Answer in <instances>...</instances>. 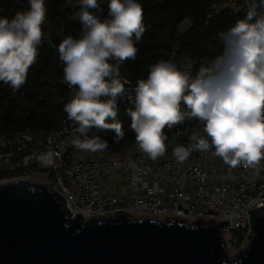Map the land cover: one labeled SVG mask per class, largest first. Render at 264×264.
I'll return each instance as SVG.
<instances>
[{"label": "clouds", "instance_id": "9594fccd", "mask_svg": "<svg viewBox=\"0 0 264 264\" xmlns=\"http://www.w3.org/2000/svg\"><path fill=\"white\" fill-rule=\"evenodd\" d=\"M247 11L226 31L218 33L224 49L195 75L178 67L172 58L150 66L146 79L135 87L134 108L126 109L138 149L157 160L167 151L171 130L186 119L203 127L185 129L188 143H178L172 154L178 164L193 151L222 159L230 168L258 171L264 160V0H246ZM29 8L11 18L0 16V82L19 90L36 63L46 21L45 0H28ZM72 19L81 35H67L57 47L63 65V83L73 91L64 104L67 119L77 125L72 145L81 151L98 152L108 143L97 131L115 132L124 138L118 117L127 80L119 78L120 65L135 60L137 42L146 31L139 0H110L107 17L98 0H79ZM110 61H115V64Z\"/></svg>", "mask_w": 264, "mask_h": 264}, {"label": "built area", "instance_id": "2783aa9c", "mask_svg": "<svg viewBox=\"0 0 264 264\" xmlns=\"http://www.w3.org/2000/svg\"><path fill=\"white\" fill-rule=\"evenodd\" d=\"M65 5L80 7L79 0H65ZM224 9L236 14L240 8L236 0H212L205 22L215 19ZM179 27L186 29L181 24ZM179 67L190 68L192 75L197 72L190 57L184 58ZM119 78L129 83L117 104L121 100L129 107L134 104L135 88L127 77ZM61 82L68 92L67 103L74 90L63 83V78ZM76 126L64 112L55 129L23 127L11 134L0 132V173H8L1 180L31 178L39 174L37 170L47 169L53 177L51 182L71 209L70 218L78 213L83 221L113 218L118 212L186 224L227 221L222 229L227 252L244 240L249 227L248 211L264 206V160L258 171L230 168L212 155V149L208 153L193 151L184 163L178 164L172 149L178 143H187L172 132L165 155L155 161L136 144L122 152L110 148L86 152L71 143ZM118 176L126 180L124 194L114 189Z\"/></svg>", "mask_w": 264, "mask_h": 264}, {"label": "water", "instance_id": "95a60500", "mask_svg": "<svg viewBox=\"0 0 264 264\" xmlns=\"http://www.w3.org/2000/svg\"><path fill=\"white\" fill-rule=\"evenodd\" d=\"M53 182L0 180V264H264V206L248 211V246L232 262L219 223L125 213L83 221Z\"/></svg>", "mask_w": 264, "mask_h": 264}, {"label": "trees", "instance_id": "16d2710c", "mask_svg": "<svg viewBox=\"0 0 264 264\" xmlns=\"http://www.w3.org/2000/svg\"><path fill=\"white\" fill-rule=\"evenodd\" d=\"M211 1L139 0L143 7L146 31L137 42L136 59L124 61L119 68L120 75L127 77L135 88L139 79L147 78L151 65L161 59L172 58L173 53L178 67L184 58L190 57L194 61V70L197 71L201 65H207L212 58L223 52L224 45L219 40L218 33L226 31L237 19L244 18L247 3L246 0H236L240 8L238 13L224 9L219 16L206 23L205 15ZM109 2L110 0H98L103 10L101 19L107 17ZM45 7V38L39 48L36 63L29 69L26 83L19 90H13L10 85L0 82V132L5 134L23 127L55 129L64 113L63 106L68 92L61 82L63 65L59 61L57 47L65 36L78 38L81 35L80 23L72 19L73 13L79 9L66 6L65 0H45ZM28 8V0H0V16L11 18ZM184 20L189 25L181 30L179 26ZM110 62L115 64V61ZM117 107V119L122 123L124 138L116 143L115 132L95 129L89 135H99L108 143V148L121 152L135 143V134L130 129L131 120L126 115L127 108L121 100ZM18 110H22L23 114ZM202 127L199 121L193 119L184 121L171 130L165 129V134L170 137L172 132L178 140L188 143L185 129L190 132ZM7 176L8 173H0V179Z\"/></svg>", "mask_w": 264, "mask_h": 264}, {"label": "rangeland", "instance_id": "374dc122", "mask_svg": "<svg viewBox=\"0 0 264 264\" xmlns=\"http://www.w3.org/2000/svg\"><path fill=\"white\" fill-rule=\"evenodd\" d=\"M188 25L189 24H188V21L187 20H184L181 23V27H183V28L184 27L187 28ZM129 108H132V106H130ZM21 111L22 110H18L19 113H22L23 114V112H21ZM24 112H26V110H24ZM36 173H39V174L32 175L33 178H30V179L40 180V181H45V182L52 181V179H53L52 174H50L47 169L37 170ZM129 218H132V219H140L139 217H136V216H133V215H130ZM248 231H249V227L247 226V228H246V235H247V232ZM246 235H245L244 240H242V242L237 247H235V248H231L230 247L229 248V250L227 252V255H226V259L229 262H232V261L236 260L238 258V254H243V252L247 248V246H248V240H247V236Z\"/></svg>", "mask_w": 264, "mask_h": 264}, {"label": "crops", "instance_id": "0c3cea01", "mask_svg": "<svg viewBox=\"0 0 264 264\" xmlns=\"http://www.w3.org/2000/svg\"><path fill=\"white\" fill-rule=\"evenodd\" d=\"M123 103V102H122ZM124 104V103H123ZM125 105V104H124ZM126 106V105H125ZM132 106V105H131ZM130 107V106H129ZM126 106V108H129ZM136 144V143H133ZM131 144L130 146H132ZM129 146V147H130ZM128 148V147H127ZM122 152V151H121ZM114 189H117L118 193H125L126 192V180L120 176H118L117 180L113 183Z\"/></svg>", "mask_w": 264, "mask_h": 264}, {"label": "bare ground", "instance_id": "6f19581e", "mask_svg": "<svg viewBox=\"0 0 264 264\" xmlns=\"http://www.w3.org/2000/svg\"><path fill=\"white\" fill-rule=\"evenodd\" d=\"M30 179V177H28ZM32 178V177H31Z\"/></svg>", "mask_w": 264, "mask_h": 264}]
</instances>
